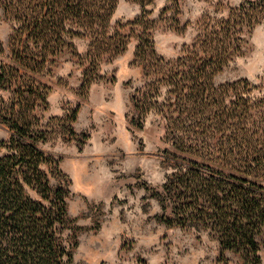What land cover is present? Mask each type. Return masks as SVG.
<instances>
[{
    "label": "trees",
    "instance_id": "trees-1",
    "mask_svg": "<svg viewBox=\"0 0 264 264\" xmlns=\"http://www.w3.org/2000/svg\"><path fill=\"white\" fill-rule=\"evenodd\" d=\"M118 1L0 0L12 29L9 61L18 68L42 71L53 56L81 39L86 42L80 56L87 64L86 86L104 58L127 48V39L110 22ZM133 1L141 5L142 13L131 23L148 24L146 7L156 0ZM263 19L264 0H243L220 20L224 34L219 35L224 38L206 53L188 48L176 57H164L156 52L151 37L140 38L133 53L145 79L144 87L132 96L136 123L141 127L149 113L158 115L175 150L173 171L158 187L145 185L160 205L158 219L169 227L206 230L217 240L223 264H228L226 250L239 253L242 264H261L264 78L259 83L240 78L215 86L212 77L240 52L243 28L252 31ZM216 31L211 26L202 43L214 40ZM11 73V66L0 69V85L13 94L11 114L0 111L12 129L8 140L0 141L5 149L0 155V264H74L76 243L66 233L70 179L57 159L36 145L39 130L21 115L22 102L33 89L20 82L22 88L13 89ZM207 108L212 112L202 116ZM215 129H231L225 140L228 149L221 143L211 147L199 137L209 133L211 138ZM49 171L59 177L55 186Z\"/></svg>",
    "mask_w": 264,
    "mask_h": 264
},
{
    "label": "rangeland",
    "instance_id": "rangeland-1",
    "mask_svg": "<svg viewBox=\"0 0 264 264\" xmlns=\"http://www.w3.org/2000/svg\"><path fill=\"white\" fill-rule=\"evenodd\" d=\"M242 1L156 0L146 7L149 23L138 25L131 22L141 17V5L119 0L110 22L127 39V48L104 58L86 86L87 64L80 58L86 42L81 39L53 56L45 70L12 64L11 24L0 8V69L12 67L13 89L31 85L33 94L25 96L21 115L39 130L36 145L57 159L70 179L66 233L76 243L74 264H223L219 244L206 230L169 227L158 219L160 205L145 185L158 187L173 171L175 150L158 115L149 113L141 127L136 123L132 96L144 87L145 79L133 53L139 39L146 37L154 40L156 52L164 57H176L188 48L206 53L224 38L219 35L224 34L220 20ZM165 7L169 8L163 11ZM211 26L218 35L202 43ZM240 37V52L214 72L215 86L240 78L259 83L264 78V19L252 31L244 27ZM12 96V90L0 85L2 113L11 114ZM211 112L207 108L202 116ZM2 117L0 112V141H6L12 129ZM230 131L215 129L211 138L209 133L199 137L211 147L221 143L228 149L225 140ZM4 152L0 145V155ZM49 174L51 184L57 185L59 177ZM259 244L264 264V236ZM224 258L228 264H242L235 251L226 250Z\"/></svg>",
    "mask_w": 264,
    "mask_h": 264
}]
</instances>
